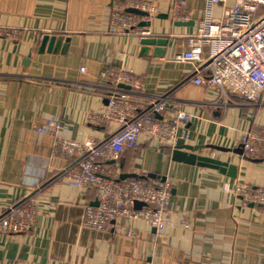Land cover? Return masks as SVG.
Returning <instances> with one entry per match:
<instances>
[{
    "label": "crops",
    "instance_id": "1",
    "mask_svg": "<svg viewBox=\"0 0 264 264\" xmlns=\"http://www.w3.org/2000/svg\"><path fill=\"white\" fill-rule=\"evenodd\" d=\"M175 1L155 0L151 38L168 41L160 48L164 55L155 57L156 48L141 55L138 35L108 32L113 0H0V27L22 34L20 40L0 37V206L32 197L38 208L30 232L0 235V264H264V215L235 195L239 183L264 187V159L238 152L242 133L254 125L264 128V96L254 104L234 98L225 104L218 88L192 83L195 65L175 57L199 30L206 0H183L194 10L184 22L172 18ZM233 5L229 0L215 6V17ZM46 35L69 37L68 48L39 53ZM112 67L144 81L135 99L166 97L167 108L190 116V138L178 146L201 147L197 154L238 168L233 179L174 161L176 147L143 134L135 150L110 164L119 178L134 174L156 186L172 181V226L162 232L138 220L117 221L109 232L83 227L94 190L70 186L64 172L72 159L52 155L55 138L101 142L116 132L115 121L106 128L87 122L107 107L111 88L101 74ZM51 119L60 124L56 136L36 131ZM128 230L138 235L127 237Z\"/></svg>",
    "mask_w": 264,
    "mask_h": 264
},
{
    "label": "built area",
    "instance_id": "2",
    "mask_svg": "<svg viewBox=\"0 0 264 264\" xmlns=\"http://www.w3.org/2000/svg\"><path fill=\"white\" fill-rule=\"evenodd\" d=\"M227 1L206 0L199 30L188 37L186 50L179 53L175 61L195 65L192 83L218 88L225 104L233 98L246 104L258 103L264 96V0H233L234 5L222 17H215L214 7ZM131 9L144 12L146 16L131 13ZM193 12L183 0L173 3L172 18L176 22L190 20ZM156 14L155 0H113L108 32L150 38L149 25ZM143 23L148 25L143 26ZM0 37L20 40L22 34L16 29L0 27ZM81 73H86L85 67ZM101 77L111 88L107 107L102 113L90 114L87 122L106 128L115 121L118 129L101 142L55 138L52 155L72 159V165L64 172L70 186L94 190L98 205L85 208L83 227L109 232L117 221L138 220L162 232L172 226L168 218L172 181L156 186L146 177L120 180L110 163L117 162L125 151L135 150L143 134L177 147L180 141L190 138L186 128L190 116L167 108L166 97L152 101L135 99L133 92L140 91L144 81L131 70L112 67ZM121 84L131 90L120 89ZM59 129V122L51 119L36 131L54 137ZM240 146L246 157L264 159V128L254 125L242 133ZM235 195L241 198L243 205L257 206L264 215V187L239 183ZM136 203L143 206L136 208ZM37 216L38 208L32 197L17 205L0 206V235L30 232L37 223ZM126 235L136 237L138 231L128 230Z\"/></svg>",
    "mask_w": 264,
    "mask_h": 264
},
{
    "label": "water",
    "instance_id": "3",
    "mask_svg": "<svg viewBox=\"0 0 264 264\" xmlns=\"http://www.w3.org/2000/svg\"><path fill=\"white\" fill-rule=\"evenodd\" d=\"M131 13H134L139 16H146V13L141 12L139 10H130ZM184 25H188L189 23H183ZM148 24L143 23V26H147ZM70 43V38L65 36H44L41 40V45L39 48V53H60L64 51L65 48H68V44ZM168 41L163 38H144L141 41L142 49L141 55L142 56H149V52L151 48H156L154 56L155 57H162L164 55V51L160 48L166 47ZM29 65V60L25 59L23 61V66L27 67ZM100 71L93 75L94 83L97 82L100 76ZM119 88L125 91H130V87L126 85H119ZM201 147H193V146H177L172 153V159L177 162H182L187 165H196L198 167L207 168L216 170L223 175H227L230 178L236 179L237 178V166L220 161L218 159H214L211 157H205L202 155L197 154L198 150ZM239 153L243 154L242 149L238 151ZM151 178H157L156 175H149ZM127 178H138L137 175L130 174V175H122L119 179L124 180ZM98 202L95 201L92 203V206L96 207ZM143 206L142 203H136V208H141Z\"/></svg>",
    "mask_w": 264,
    "mask_h": 264
}]
</instances>
